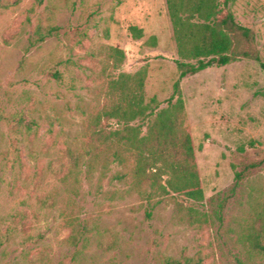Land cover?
<instances>
[{
  "label": "rangeland",
  "instance_id": "374dc122",
  "mask_svg": "<svg viewBox=\"0 0 264 264\" xmlns=\"http://www.w3.org/2000/svg\"><path fill=\"white\" fill-rule=\"evenodd\" d=\"M226 10L253 31L260 60L180 80L197 200L160 195L167 175L136 186L137 159L119 140L129 127L146 135L176 103L177 61L186 60L167 0H0V115L39 123L29 135L0 120V229L17 227L0 264H162L197 255L201 264H264V0H232ZM53 26L37 41L39 28ZM68 148L84 160L63 180L48 164ZM15 215L24 218L15 223ZM84 222L107 230L114 245L101 247L97 230L85 245L73 243Z\"/></svg>",
  "mask_w": 264,
  "mask_h": 264
},
{
  "label": "trees",
  "instance_id": "16d2710c",
  "mask_svg": "<svg viewBox=\"0 0 264 264\" xmlns=\"http://www.w3.org/2000/svg\"><path fill=\"white\" fill-rule=\"evenodd\" d=\"M230 1L232 0H167L178 53L186 61H177L181 72L174 84V93L170 97L176 98V103L160 110L147 124V133L141 138L131 134V130H135L132 127L120 133L119 140H124L125 145L134 151L137 159L133 173L136 186L139 187L145 181L150 182L155 177L161 180L167 175L165 181L167 186L160 185V195L168 196L172 191L197 200L203 197L196 172L191 136L183 126L185 107L181 97L180 80L213 65L224 66L240 58L260 60L253 31L239 24L233 13L226 10ZM221 4L222 7L219 8ZM193 19H197V22H192ZM131 29L137 30L135 27ZM57 31L58 28L55 26L39 28L36 32L39 36L37 41H43ZM138 32L141 34L140 30ZM191 60L196 62L193 63ZM261 67L264 69V62H261ZM52 75L59 79L57 72H53ZM149 116H152V112ZM0 120H5L16 132L25 131L30 135L39 129L38 121L26 113L0 115ZM83 160L82 150L68 148L61 158L48 164V170L66 180L77 172ZM150 169L155 171L149 172ZM125 177V173H117L114 179L123 180ZM240 179L241 173H237L235 187L238 186ZM115 193L112 191L111 194L115 196ZM139 194L143 198L153 195L147 191H140ZM50 200L45 197L42 202L47 204ZM13 218L16 223L24 217L15 215ZM96 230L97 225L94 222L79 223L70 238L75 244L82 242L85 245L89 241L88 235ZM16 231L15 225L8 226L5 230L0 229V248L13 239ZM97 232L101 247L109 249L114 245L113 241L109 242L107 230L103 233L98 230ZM39 239L40 237L31 236L27 238L34 242ZM259 246L263 249L260 243ZM202 260L201 255L182 256L179 259L166 256L162 258V264H201Z\"/></svg>",
  "mask_w": 264,
  "mask_h": 264
}]
</instances>
